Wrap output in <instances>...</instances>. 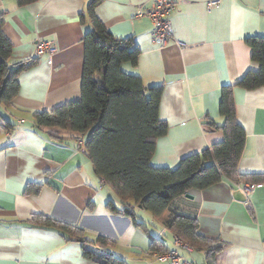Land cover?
<instances>
[{
    "label": "crops",
    "instance_id": "0c3cea01",
    "mask_svg": "<svg viewBox=\"0 0 264 264\" xmlns=\"http://www.w3.org/2000/svg\"><path fill=\"white\" fill-rule=\"evenodd\" d=\"M93 1L106 30L116 39L131 38L139 50L136 64L122 63L121 70L140 77L146 88L161 86L158 118L167 131L156 138L149 164L173 169L183 157L220 142L221 88L232 86L235 118L245 132L237 171L264 174V86L237 85L259 69L246 39L264 37V0H173L172 39L164 47L152 41L150 20L135 16L136 6L147 7L148 0H34L23 6L0 0L2 31L11 43L9 66L36 60L17 75L11 105H0V264H100L85 258L79 241L66 233L33 223L36 216L78 228L88 242L84 246L105 237L112 246L104 251L127 264H160L149 263L148 235L155 237L176 213L195 217L204 238L227 244L216 264H264V182L222 178L189 191L191 198L173 199L156 221L135 207L147 234L107 208L108 201L121 204L107 185L98 188L100 178L67 132L35 124V112L80 98L83 39L93 29L87 8ZM40 40L52 42L55 52L35 56ZM242 184L250 185L245 201L233 195ZM163 240L170 249L172 233L166 231ZM179 255L206 264L205 253L193 248Z\"/></svg>",
    "mask_w": 264,
    "mask_h": 264
},
{
    "label": "trees",
    "instance_id": "16d2710c",
    "mask_svg": "<svg viewBox=\"0 0 264 264\" xmlns=\"http://www.w3.org/2000/svg\"><path fill=\"white\" fill-rule=\"evenodd\" d=\"M32 1L17 0V5ZM96 2L89 3L87 8L93 29L83 39L80 98L50 111L35 112L33 118L37 126L67 132L75 147L77 138L84 137L82 152L91 162L94 173L105 181L121 204V208H117L108 201L107 208L113 214L129 217L134 227L148 234L147 226L136 219L135 207L143 209L156 221L173 199L189 191L207 188L222 178L236 183L246 181L251 185L264 182V174L241 175L237 171L245 132L235 118L232 86L221 88L218 114L223 123L218 128L223 139L220 142L200 153L183 157L173 169L155 168L149 164L156 138L167 131L166 124L158 118L161 86L146 88L140 77L121 70L122 63L136 64L139 50L131 38H114L96 19ZM2 25L3 15H0V105L8 107L18 92L17 75L34 65L36 60H23L9 66L11 43L4 35ZM246 42L259 69L246 73L237 85L250 90L264 86V37L252 36ZM7 125L4 127L8 128ZM31 221L57 228L68 238L79 241L85 258L100 264H127L104 251L112 246L105 237L96 236L89 242L91 247L84 246L88 242L78 228L51 218L39 222L38 216ZM164 227L191 248L205 253L206 264H216V255L227 247L220 240L201 236L193 216L172 214ZM148 236V255L169 250L163 240L165 233L159 238Z\"/></svg>",
    "mask_w": 264,
    "mask_h": 264
},
{
    "label": "built area",
    "instance_id": "2783aa9c",
    "mask_svg": "<svg viewBox=\"0 0 264 264\" xmlns=\"http://www.w3.org/2000/svg\"><path fill=\"white\" fill-rule=\"evenodd\" d=\"M149 5L147 7H143L142 5L136 6L135 16L136 17H146L150 20L152 24V29L150 32V37L154 43H156L159 47H164L169 40L172 39V30L170 23L168 21V17L170 13L174 10L176 2L173 0H148ZM217 2H211L209 6L216 5ZM180 47H183V44L177 43ZM55 52V47L52 42L38 41L35 49V56L43 55L47 53L48 55H52ZM76 147L78 150L84 149V137H78L76 140ZM100 185L105 182L103 179L99 181ZM242 192L245 195H248L250 192L249 184H242L241 186ZM186 250H190L189 246L183 247ZM176 254V258L173 261L168 262V264H192L190 261L185 260L179 254ZM151 260L153 258L151 256ZM158 261V259H157ZM164 262V259L159 260Z\"/></svg>",
    "mask_w": 264,
    "mask_h": 264
},
{
    "label": "rangeland",
    "instance_id": "374dc122",
    "mask_svg": "<svg viewBox=\"0 0 264 264\" xmlns=\"http://www.w3.org/2000/svg\"><path fill=\"white\" fill-rule=\"evenodd\" d=\"M22 121H19V123H21ZM9 131V130H8ZM104 181V180H103ZM105 182V181H104ZM104 186H106V185H104L103 183H101V185H100V183H99V187L98 188H100V189H102ZM241 190H242V188H241ZM188 195V196H187ZM245 195V194H244ZM182 196H184V197H189V198H191L192 196L191 195H189V193L188 192H186V193H184V194H182ZM150 230H151V232L153 233V228H150ZM167 230L165 229V227H164V225L159 229V231L157 232V235L155 236V237H157V238H159L163 233H165ZM171 243H172V247L169 249V250H167L166 252H164V253H158V252H153V253H151L150 255H149V263H153V262H157V263H160V264H168V262H170V261H174L175 260V258H176V254L175 253H177V254H179V250L181 249V250H184V248L183 247H185V246H189L186 242H184L183 240H181L176 234H173L172 233V241H171ZM190 247V246H189ZM191 248V247H190ZM151 256H152V258H153V261L151 260ZM157 259H158V261H157ZM161 259H164L165 261L164 262H161V261H159V260H161Z\"/></svg>",
    "mask_w": 264,
    "mask_h": 264
},
{
    "label": "water",
    "instance_id": "95a60500",
    "mask_svg": "<svg viewBox=\"0 0 264 264\" xmlns=\"http://www.w3.org/2000/svg\"><path fill=\"white\" fill-rule=\"evenodd\" d=\"M204 123H206V121H204ZM233 195H234L235 199H237V200H241V201L246 200L245 195L241 190H236Z\"/></svg>",
    "mask_w": 264,
    "mask_h": 264
}]
</instances>
